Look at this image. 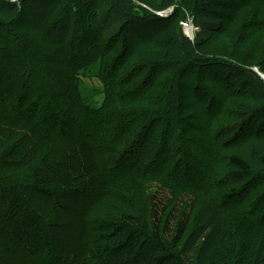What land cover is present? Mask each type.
<instances>
[{"label": "trees", "instance_id": "obj_1", "mask_svg": "<svg viewBox=\"0 0 264 264\" xmlns=\"http://www.w3.org/2000/svg\"><path fill=\"white\" fill-rule=\"evenodd\" d=\"M21 2L0 0V264H264V108L221 142L194 141L177 162L171 142L175 128L193 127L188 111L220 116L227 97L205 82L238 69L222 55L197 57L195 47L234 22L248 46L264 34V0ZM172 6L168 17L156 14ZM193 10L203 30L196 44L178 25ZM154 41L168 58L127 69ZM168 45L182 54L172 57ZM188 69L198 82L184 79ZM82 75L104 84L100 105ZM204 140L224 151L212 164L228 170L217 200L198 171ZM230 214L248 225H237L224 257ZM70 224L75 243L62 234Z\"/></svg>", "mask_w": 264, "mask_h": 264}, {"label": "rangeland", "instance_id": "obj_2", "mask_svg": "<svg viewBox=\"0 0 264 264\" xmlns=\"http://www.w3.org/2000/svg\"><path fill=\"white\" fill-rule=\"evenodd\" d=\"M142 5L147 9H150L146 5L144 4ZM172 7L178 8L177 6H172ZM171 8L169 7L160 12L166 11ZM158 13L159 12L157 11L156 14L158 15ZM196 16L197 14L194 10L193 12L190 11L188 12L187 16H185L184 14V16L180 18L178 23V25L182 27V30L185 36L187 37V39L193 44H196V42H198L199 36L202 35L201 33L203 31L197 22ZM189 19L192 21L194 25L193 33L188 32L183 26L185 22L189 21ZM211 19H215V18H212L210 16L204 18V20H209V21H212ZM30 21L32 20L26 19V17L23 20V22H28L29 25H30L29 23ZM235 24L236 22H234L233 25L230 24L221 36L216 37V35H212L213 40L211 41V43H207L202 39L201 46L200 47L198 46L199 50L198 48L195 47L196 51H198L195 54L197 57H201L202 54H208L209 57H220L222 55L228 59L230 58L234 60V63L238 66V69L237 71H233V72L229 68L225 69V72L223 69L222 72L224 73L221 75L220 72L221 78L220 80L217 81L219 85L213 86V84H208V82H205L208 85L207 88L208 92H213V93L220 92V95L227 97L228 101L224 105L221 114L217 119L207 116L205 112L200 111L199 109L188 111V114L190 116L192 114L191 116L192 121H190V124L193 125V127L189 129L182 128L183 129L182 132L180 125L177 128H175V131L172 134V138H171V142L173 141V146H172L173 152H175L176 154L175 156L176 162L177 160H182L187 157L185 155L184 150L187 151L189 149L190 144L194 145V141H200V139L208 136V137H216V138L218 137L219 141L221 142L222 141V136L220 134L221 132H224V135H226V132L228 131L230 134L231 131L229 128L232 125H234V123L241 122L243 119L246 118L247 115H249L250 112L264 108V83L261 81L260 77L258 76V74H260L261 77H264V34H262L256 40H251L252 42L248 43V46H244L246 45L245 38L243 37L242 32L239 33L238 35L237 32H240L239 29L234 32ZM31 38H33L34 41L38 40V38H34V37ZM201 38L212 39L208 33H205V35L201 36ZM180 39L181 38H178L179 40L178 44L182 45V40ZM129 42L130 45L133 44L132 43L133 39L129 40ZM168 47L173 50L172 57H177L178 55L182 54L181 50L183 49V46L181 48L179 47L180 49L178 48L177 50H174L172 48L173 46L171 45H168ZM120 48H121V42L118 49L112 52V57L114 58L119 57ZM87 51L92 53L93 49H88ZM154 52L155 54H152ZM150 53L151 55L149 57ZM168 53H169L168 49H166L163 46L162 42L161 43L157 41H154L152 43L149 42L147 45H144L142 47H139V49H137V51L133 54V57L131 59V65L128 66L127 69L129 70L133 69V67L138 62H142L145 59H150L152 61H155V60H159L160 58L162 59L168 58ZM242 56H244L243 61L241 60ZM194 70L195 69H192L191 72V69H188L184 74V79L185 80L187 79L188 81H190L191 79L198 82L199 76H197L196 74L197 72L196 71L194 72ZM174 71L172 70L171 72ZM188 73H191V75L189 74V77H188ZM82 76H83V82L85 83L84 84L85 87L93 91L92 96L94 97L96 103L100 105L102 103V99L104 98V93H103L104 84L99 80V78L95 76H84V75ZM137 82L133 81L132 84H129V86L133 87L134 85H136ZM129 86L123 85V86H118L114 89L118 90V94H119L121 93V91H125L129 89ZM155 99L156 98L153 97V100ZM148 100L146 102H148ZM151 102L153 101L151 100ZM185 119L186 122H188L189 117L185 116ZM175 126L176 124L174 125V127ZM169 131L170 129H168V132ZM181 140H183L184 142L183 146H181ZM205 143H206L205 140L202 141L203 145L200 146L203 149L204 159L203 162L201 163L197 162L198 163L197 165L199 167L198 171L200 172L201 175H204L206 177L205 183L206 185H208L207 188L211 189L209 191L211 192V196L215 197L217 200L218 197L223 193V191L228 190L227 188H224V185L222 183L225 179H228V173H227L228 170H224L223 165H218L220 162H224V158H223L224 151L220 152L218 150L216 153L214 151V148H212V151L210 152L208 145L206 146ZM172 157L170 161H172ZM215 160H219L220 162L215 166H213L212 164L214 163ZM192 161L193 160H191V162ZM137 221L139 220L137 219ZM224 222H225L226 234L225 237L223 236V240L220 246L221 248L218 250L221 253H224V257H226V255H228V253L231 252L230 250L233 247V245L227 243L226 241L228 239L234 238L232 237V235L235 232L237 225H240L242 223L246 225L248 224L244 218H240L234 214H230L226 216L224 218ZM74 223L77 224V222ZM73 224H70L68 227L70 231L69 230L66 231L65 229L64 231H62V234L64 237L70 238L67 239L68 241L75 243V241H77L76 237L78 236V234L73 232L77 229L74 228ZM135 225L137 228L140 227L139 226L140 224L139 225L135 224ZM214 256H216V254Z\"/></svg>", "mask_w": 264, "mask_h": 264}, {"label": "built area", "instance_id": "obj_3", "mask_svg": "<svg viewBox=\"0 0 264 264\" xmlns=\"http://www.w3.org/2000/svg\"><path fill=\"white\" fill-rule=\"evenodd\" d=\"M8 1H10L11 3H14V4H17L19 7H21V4H22V0H8ZM173 13V8H171V9H168V10H166V11H163V12H159L158 13V15L159 16H163V17H165V16H169V15H171ZM184 27H185V29L188 31V32H191V33H193L194 32V25H193V23H192V21L189 19V21H187V22H185L184 23V25H183ZM189 26H191L192 27V29L189 31L188 29H189Z\"/></svg>", "mask_w": 264, "mask_h": 264}, {"label": "bare ground", "instance_id": "obj_4", "mask_svg": "<svg viewBox=\"0 0 264 264\" xmlns=\"http://www.w3.org/2000/svg\"><path fill=\"white\" fill-rule=\"evenodd\" d=\"M192 29V27L191 26H189V30H191Z\"/></svg>", "mask_w": 264, "mask_h": 264}, {"label": "clouds", "instance_id": "obj_5", "mask_svg": "<svg viewBox=\"0 0 264 264\" xmlns=\"http://www.w3.org/2000/svg\"><path fill=\"white\" fill-rule=\"evenodd\" d=\"M173 8V7H172ZM173 12H174V8H173Z\"/></svg>", "mask_w": 264, "mask_h": 264}, {"label": "water", "instance_id": "obj_6", "mask_svg": "<svg viewBox=\"0 0 264 264\" xmlns=\"http://www.w3.org/2000/svg\"><path fill=\"white\" fill-rule=\"evenodd\" d=\"M264 78V77H263Z\"/></svg>", "mask_w": 264, "mask_h": 264}]
</instances>
